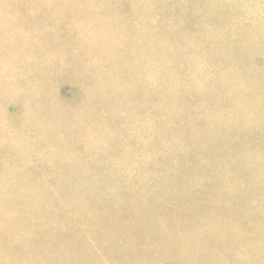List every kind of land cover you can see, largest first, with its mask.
Here are the masks:
<instances>
[{
    "label": "bare ground",
    "instance_id": "6f19581e",
    "mask_svg": "<svg viewBox=\"0 0 264 264\" xmlns=\"http://www.w3.org/2000/svg\"><path fill=\"white\" fill-rule=\"evenodd\" d=\"M36 1L37 2L38 1H41L42 8L41 9H38L39 6L37 5L38 7L35 6L37 9L34 10L35 7L32 9L33 13H28L24 8L26 6H27L26 8H28V6H30L32 4V0H29V1L28 0H0V116H4L5 114H7L6 113V111H7L6 104L7 103H4L3 104V102L4 101H8L9 99H11L12 103H14V108L19 107L18 105H23L22 112H20V113H14L15 116H38V115H42V116H58V121L55 124V126L53 127V130L50 131V133H52V135H54V133H58L59 134V142H58L57 146H54V144L47 143L46 148H45V150H46L45 156L42 157V159L39 157V160H40L39 162H42V163H38V165L41 166L42 168L43 167H45V168L46 167H48V168H54L55 167V162H57L58 160H57V158H55V155L52 152V148L54 150H55V148H57V154H56V156L59 155V154H61L63 156L64 155H67L68 157H71L74 154V149L73 148L75 146H77V145L81 146V148L83 150H85V152H87V154L84 156L85 157V159H84L85 162L91 160L92 156H89L90 153L93 155V157H95L94 153L99 154V157H100V155L103 154L104 152H106V154H107V153L113 151L115 153V155L117 156V158H119V156H124L125 154L126 155L128 154L129 155V160L132 158L131 163L132 162L134 163V161L136 163L137 162H139V163L142 162V165H143V161L144 162L152 161V160H154L159 155L158 154V151L160 152V150L158 149V146L161 143L160 141H163L164 142V140L162 138V135L160 137L159 136V133L157 132L155 134V131H154V128H156V125L152 121L155 119V117H156L157 114L159 115V113H161V114L163 113L165 115V113H166V116L168 114L169 115L172 114L174 116L176 113H178L177 115L182 116L181 115L182 113H192L193 115H197V116H193L194 119L195 118H199L201 120L202 116L201 115L198 116V115L202 111V109L200 107L203 104V101L200 98L197 97V102H196V106H195V107H197L196 110H193L192 108H186L184 106L180 107V106H178L176 104V102L179 100V97L180 96H175L174 97V95L179 94L180 91H181V93H184V95L186 93L187 95H185V96H189V94L193 95L195 92H200L199 94L202 97H208L211 100H213L214 103L213 104L210 103L213 106L210 108L209 111H208L209 108L206 109L207 111L204 108V110L207 112L206 113L207 115L210 114L211 111H215V109L218 110V112L220 113V110L218 108L221 105L226 104L230 100L239 99L241 101H246V100H248L252 96H256V95H259L260 96L262 94L259 91L258 86L253 83V85L251 86L250 91H246V92L250 93L249 95H246V96H239V95L234 96V92L232 91L233 90V86H232L233 82H235L236 80L237 81H240V82H242L244 84V86H246L245 88H247L248 81L249 80L247 81L245 75L243 73H240L241 71L240 72H237L235 70L226 69V68H228V66L226 67L223 64L221 65L220 62H219V64L221 66H219L216 70H212L214 66L215 67L218 66V65L216 66V65H213L212 64L213 67L210 68L212 71H211V73L208 72V74L210 73L209 75H211V76L214 75V78H216L218 80V82H219V84H218V86L216 88H214V89L210 88L209 90H205L207 87L204 88V89H202L200 87L202 85V83H205L204 80H203V82L200 81L201 79L199 80L198 85H200V86L198 87L196 85H193V83H194L193 81H192L193 83L190 81L191 80V78L189 79L190 76L189 77L188 76L187 77L185 76L186 78L183 77V76H181V71L182 70L180 71L179 68L176 69L177 68L176 66H175L176 67L175 69H172L171 68L172 70H170V68H168V67H171V66L175 65V62L178 63V64L179 63L180 64L183 63L185 66L187 65V68L189 67V70H191V67H192V69L193 68H196L195 67L196 64H197L196 61L195 62L192 61V64L195 65L194 67H193V65L190 66L191 65L190 63H191V60H192V55H191L192 51H191V53H189V51L186 50L187 51L186 52L184 50L183 51L184 53H181V50H180V54H177L176 51H175V50H177V51L179 50V48L176 46V44L180 45V43H183V42L184 43L185 42L187 43V40L189 38L188 39H185L186 41L185 40L184 41L182 40L183 42L182 41H179L178 40L179 38H177V37H179L180 35L177 36V34H179V33H176L175 32V34H176L177 37H174V38H175V40L177 42L173 43L172 40L171 41H169V40L172 38V34L173 33H171V32L172 31H175V30L173 29L171 31V29H170L168 35L171 38H169V37L166 36V38H163V40H162L161 43H158V40H160V37L165 36V35H162V33H161L162 31L161 32L159 31L161 34H159L157 32V29L161 28V24L163 23L162 22V18H161V16H157V13H153L152 12L154 10V9H152L153 8L152 6L150 7V6L146 5V4L140 3V0H132L133 2H131L130 0H128V1L131 2L130 3L131 6H129L130 7L129 14H126L125 13L123 15L114 14L115 13V10H114V13H104L103 14V11L106 8H108V6L106 8H103V10H102L101 7H105L106 5H108L107 3H109L110 1H111V3L113 1L116 4L122 5V6L125 7V5L128 3V1L125 2L126 0H36ZM184 1H187V0H183V2ZM161 2H164V0L161 1ZM124 3H126V4L123 5ZM35 4H37V3H35ZM201 5H203V4H201ZM206 5L204 7H206ZM116 7H118V6H116ZM116 7H113V8H116ZM180 7H183V5L180 6ZM30 8L31 7H29V9ZM127 8H128V6H127ZM137 8H140V9H137ZM200 9H202V8L200 7ZM224 10H226V9H224ZM119 11L116 9V12L117 13ZM108 12H109V9H108ZM121 12L122 11H120V13ZM162 12L164 13V11H162ZM187 14H189V12ZM175 15H177V13ZM190 15L191 14H189L188 17H191ZM168 16H169V14H168ZM150 18H153V19H150ZM159 18H161L160 21H158ZM184 18H187V17H184ZM224 18H225V16H224ZM36 19L41 20L43 23H46V22L48 23L50 19L51 20L53 19L54 21L56 19H58L59 22L61 21V23H62V19L63 20L65 19V21L67 20L70 23V26H72V29L71 30L74 33L76 31L79 34L78 37H79L80 40H79V42L77 41L76 43H79V46H80V44H82V41H83L84 51H81L79 49V47H77L78 45L75 46L76 43L74 41H73V44L74 43L75 44L73 45L71 43H66V41H61L59 39L58 40H54L53 38H51L49 32H50V29L54 27V26L53 27H51V26H52V24L54 25L55 22L54 23L51 22L52 23L51 26H47V25H44L42 23L43 26H41L40 30L38 28L39 31H36L35 30V26L33 27V25H32V27H28L25 24L24 25L23 24H18L17 25V22L19 20H24V21H28L29 22L31 20H36ZM164 19L165 18H163V20ZM58 20H56V23L58 22ZM166 21H165V23H166ZM196 23L197 22L195 21V24ZM218 23H219V20H217V24ZM222 23H224V22H222ZM256 23L257 24H260L262 27H258L259 30H257L256 29L257 27H256L255 28L256 31L249 32V41H250L251 44H254L255 45V46H253L254 49L256 48L258 51H259V49L262 50V51H264V40H262V38H264V24L261 23V22H256ZM57 24H59V26L61 25L60 23H57ZM63 24H65V23H63ZM21 25H23V26H21ZM219 25H221V24H219ZM57 26L54 27V28H57ZM67 26H69V25H67ZM181 26L182 25H180L179 27L181 28ZM192 26H193V23H192ZM237 26H238V24H237ZM164 27H166V26H164ZM184 27H182V29ZM61 28H65V26L64 27H61ZM61 28H59V29H61ZM218 28H221V27L219 26ZM161 29L163 30V28H161ZM236 30H237V27H236ZM57 31H58V29H57ZM63 31H66V29H64ZM166 31H168V30H166ZM164 32L165 31H163V33ZM57 33H59V32H57ZM57 33H55V34L57 35ZM64 33L65 32H63V34ZM240 33L241 34L239 35V37L241 38L242 32H240ZM59 34L57 36H59ZM67 34H68V32H67ZM170 34H171V36H170ZM175 34H173V35L175 36ZM181 35H183V34H181ZM191 35L192 34H190V36ZM194 35L196 36L197 34H194ZM201 35L206 36L204 34V32ZM201 35L200 34L197 35L196 38H194L193 36H191V37L194 38L193 41H194L195 44H193V45H196L198 43L199 44L203 43V45L205 43V45H207V49H206V47H205V49H201L202 54L201 53L200 54L203 55V56L204 55H206V56L208 55V57L211 56V59L212 60H213L212 57H214L215 60L218 58L220 61H222V60L227 61L226 60L227 58L223 59V57H222V55H223L222 53L223 52L222 53L220 52L219 55H217V58H216V54H218L217 51L220 50V49L218 50V46L219 45L217 46V45L213 44V41L210 42L211 39H208L207 37H206V39H202V37H203L202 36L201 39H199V36H201ZM210 35L211 34H209V36ZM65 36H66V34H65ZM60 37H62V36H59V38ZM76 38H77V36H76ZM62 39H64V38H62ZM212 40H214V38H212ZM239 40L241 41V40H244V39H239ZM165 41H167V43ZM168 42H171L170 43L171 45ZM186 43L184 45H186ZM190 43L188 44L189 46H190ZM99 44L102 47H104V49H102L101 51L99 50L100 52H97L96 46L99 45ZM157 44H159V45L161 44V45L158 46ZM201 47H203V46H201ZM67 48L68 49H71V50H74V51L80 50L81 53L77 52V53H79V55H77V53H76L77 56H75V57L72 56L74 58H70V57H68V52L66 51ZM184 49H188V47L187 48L185 47ZM193 49H191V50H193ZM196 51H198V50H196ZM42 52H45V54H47V55L48 54H55V55H57V57L59 56V60L50 69H47L45 67H42V69H41V71L39 73H35V71L33 70V72L27 77V75L23 74L24 70H26V68H32V66H33V61H32L33 60V57H35L37 54L39 55ZM62 52L64 53V55L62 54ZM187 53H188V55L186 56ZM239 53H237V54H239ZM184 54H185V56H184ZM244 54H245V52H244ZM249 54H250V52H249ZM254 54H255V52H254ZM40 55H42V54H40ZM201 55H198V56H201ZM242 55H240V56L242 57ZM257 55H254V56H257ZM260 55L261 54H259V56ZM107 56L111 60H113L114 64H116V66H117V69L116 70H107V69L103 70V69H101V64L102 63H105V62H107L109 64L112 63V61L111 62H108V60L105 59V57H107ZM182 56H184V57H182ZM196 56H195V58H196ZM228 57H231V55H229ZM182 58H184V59H182ZM202 58L203 57L201 56V59ZM204 60H205V58H204ZM207 60H208V58H207ZM263 60H264V58H263ZM189 61H190V63H188ZM216 61H218V60H216ZM63 62L65 64V66H66V69L63 72L57 73V69L61 66V64ZM193 62L196 63V64H194ZM197 62L199 63L198 60H197ZM215 62L213 61L214 64H215ZM75 63H79V65H75ZM211 63H212V61H211ZM83 64H84V67H86V70L81 71V68H82ZM201 64L203 65L204 62H202ZM216 64H217V62H216ZM184 65H181V66L184 67ZM204 65H203V67H205ZM209 65H211V64H209ZM177 66L179 67V65H177ZM211 66H209V67H211ZM183 67H180V68L185 69V67L184 68ZM201 67H200V69L198 67L196 69H199L201 71ZM206 67H207V65H206ZM75 68H77L78 71L77 72L76 71L75 72H72V71H74ZM204 69L206 71L205 70H202L203 73L204 72L207 73V70L208 69H206V68H204ZM189 70H186L185 69L186 73H188ZM255 70H256V68H255ZM196 71H198V70H196ZM196 71H194V73ZM47 72L49 73V75L47 74ZM192 72L190 71L189 73L191 74ZM183 73H184V71H183ZM197 73L198 72H196V74ZM200 73L202 74V72H200ZM200 73H198V75H200ZM212 73H214V74H212ZM263 74H264V72H263ZM79 75L80 76L84 75V77L85 76H88V77L85 78V79H83L80 82L79 79H78V76ZM184 75H185V73H184ZM255 75H256V73H255ZM192 76H193V73H192ZM195 76H193V77H195ZM208 77H207V79H208ZM252 78H254V77H252ZM198 79H199V77H198ZM198 79L196 77V79H193V80H198ZM60 80H67V81H70V82H72L74 84V86H75V88L73 89L74 94H72V95H75V94L80 93V98H78V97H75L74 98V99H76V105H75V102H73L74 99L72 100L71 104H66L65 102H63V98L61 96H59V94H57L56 92H54V90H53V92L48 91L49 90L48 87H49L50 84H53L54 82H57V81H60ZM88 80H91V81H88ZM252 82H253V80H252ZM196 83H197V81H196ZM22 84L25 85V89L23 88V85ZM182 84H185V86H186V87L184 86V89H182ZM77 85H78V87H77ZM20 86H21V89H20ZM202 86H204V85H202ZM141 87H146L148 89V95H147V99L148 100L145 99L144 101L140 102V103H142L143 107L149 111L148 114L145 115V117H140L138 114H136L134 112L133 113L131 112L130 113V116L131 117L123 125L122 128L117 129V128L113 127L112 125H110L108 123V121H107L110 117H106V116H113L114 117V113H115L116 108L120 107L121 104L124 105L129 100H140V97L138 96V93H139V90H140ZM212 87H213V85H212ZM50 89H51V87H50ZM236 94H237V92H236ZM172 96L174 98H172ZM1 101H3V102H1ZM20 103H22V104H20ZM132 105H134V104H132ZM207 105H209V104H207ZM206 107H208V106H206ZM144 108H143V111L145 110ZM233 110H231V111H233ZM258 111H260V110H258ZM215 112H212V114L215 113ZM39 113H41V114H39ZM224 114H222V116ZM228 114H229V112H228ZM263 114H259L258 116L263 115ZM164 115H162V117ZM230 115H233V114H230ZM101 116H105V117H101ZM187 116L188 115H186V117L185 116H183V117L187 119V118H189V116L188 117ZM213 116H216V115H213ZM224 116H228V115H224ZM255 116H257V114ZM218 117H220L219 114H218ZM262 117H264V116H262ZM124 118H125V116H124ZM167 118H168V116H167ZM208 118L209 117H206L205 119L208 120ZM236 118H237V116H236ZM259 118L261 119V117H259ZM178 119L181 120L182 118L181 117L180 118L178 117ZM230 119L231 118H229V120ZM251 119H252V117L250 118V122H251ZM168 120L171 121L170 119H167L166 122H168ZM177 120H176V124H177ZM210 120H211V118H210ZM233 120H231V121L233 122ZM173 121H175V120H173ZM226 121H227V118H226ZM236 121H238V119ZM236 121L233 122V123L236 124ZM252 121H255V120H252ZM182 122H184V121L182 120ZM188 122H189V120H188ZM202 122L200 123L201 124V127H202ZM208 122H210V121L208 120ZM213 122H214V120H213ZM215 122H217V121H215ZM222 122H223V120L221 121V123ZM228 122L229 121H227V123ZM246 122L249 123V121H246ZM246 122L244 121V123L242 124V120H241V124L240 125H242V127H246L245 126L246 125L245 124ZM163 123H165V122L163 121ZM174 123L175 122H173V124ZM221 123H219V124H221ZM173 124H172V126H174ZM197 124H198V122H197ZM256 124H258V123L256 122ZM160 125H164V124H162V122H161ZM178 125H179V123H178ZM236 125H238V124H236ZM164 126L166 127L167 125H164ZM168 126H170V125H168ZM248 126H247V128H248ZM261 126H263V125L261 124ZM220 127H222V126H220ZM230 127H232V126H230ZM238 127H239V125H238ZM238 127L236 126L237 129H238ZM256 127H257V125L254 128H256ZM213 128H216V127H213ZM218 128L219 127H217V129ZM225 128L226 127H224V129ZM234 128L235 127H232L231 129L233 130ZM190 129H191V127H190ZM204 129L206 130V128H204ZM220 129H222V128H220ZM191 130L192 131L193 130H196V128L191 129ZM197 130L195 131L196 133H197ZM199 130L205 132V130H203V128L202 129H199ZM248 130H250V127H249ZM262 131H264V130H262ZM262 131L257 132V134L260 133V132H262ZM227 132H228V130H227ZM196 133H195V135H196ZM210 133H211V131H209L208 134H210ZM212 133L214 134V132H212ZM262 133H261V135H262ZM172 134H171V137L173 136ZM213 134H212V136H213ZM250 134L251 133H249L248 135H250ZM240 135L241 134H239V136ZM204 136H206V135H204ZM210 137H211V134H210ZM243 137H249V136H247V134L245 133V136H243ZM45 138H47V136H45ZM249 139H250V137H249ZM251 139H253V138H251ZM60 140H61V142L62 141H65V142H68L69 144L66 145V143L64 142L66 146L65 147H62V146L59 147ZM197 140H198V138H197ZM247 140L248 139H246V141ZM211 141L213 143V138H212ZM234 141H237V139H235ZM255 141H257V139ZM259 141H260V139H259ZM119 142L121 144L120 145L121 146L120 148L117 147V143H119ZM167 142H165V143L167 144ZM209 142H208V144H209ZM169 143H170V141H169ZM199 143L201 144V141ZM202 143H203V140H202ZM238 143L243 144L244 142L242 141V143L241 142H238ZM180 144H182V143H180ZM244 144H246V143H244ZM244 144H243V146H245ZM11 145H12L11 143H3V142L1 143L0 142V159L3 160V161L4 160H6V161L9 160V162H10L9 163L7 161L10 165L7 166V169H4L6 171V173L3 172L5 174L4 177H8L9 178V183H8L9 184V187H7L6 184H0V186L2 187L3 193H5L7 190H9L10 192H12L13 195H11V196H12V199L14 200V202H15L14 203L13 200H12L11 201L12 205H9V206H11L10 209H8L6 207L7 210L4 208L3 212L0 213V264H83V263L85 264L87 262V260L89 261V259L87 258V260L85 262V259L84 258H80L82 256L83 257H86V256L84 254L81 255V253L78 250V247L75 249V246H73V245H70L72 247H69L67 245L66 246L64 245V247L62 249V244H61V247H57L58 244H59V242H58L57 246L56 245L53 246L51 238L47 236V232L50 229L49 228V223H48L47 220L48 219H51L50 217L53 216L52 215V213H53V207H52V205H50L48 207L47 202H41L38 199L37 195H35L34 193L31 192L30 185L39 184V183H36V182H31V181L26 180V178H28L27 177L28 170L30 171L33 168L32 167H28V163H26V164H24V166L26 168V170H25L26 172L25 171H20V170H24L25 168H22L21 167V169H19L20 168L19 165H15V164L20 163L22 160L19 159L15 163H14V161H12V160H15L13 158L15 157V155H17V151H18L16 149L17 144L13 145V146H15L14 148L13 147H10ZM163 145H165V144H163ZM169 145H171V143ZM175 145H177V144H175ZM203 145H204V143H203ZM200 146L202 147V144ZM227 146H230V144L227 145ZM252 146L250 148H253L254 147V146L253 147ZM259 146L261 147V145H259ZM171 147H170V149H171ZM194 147H196V144H194ZM207 147H209V145L206 146V149H207ZM232 147H231V149H232ZM236 147H239V144ZM161 148H163V147H161ZM243 148H240L239 147V152L243 150L246 153V150L247 149L245 150ZM167 149H169V148L166 147V152H167ZM193 149L194 148H192V155H195L194 153H196V152H194L195 150L193 151ZM195 149H198L200 151L202 148L201 149L195 148ZM204 149H202V150H204ZM212 149H214V148H212ZM228 149H230V148H228ZM240 149H242V150H240ZM263 149H264V147H263ZM80 150H79V153H80ZM179 150H180V148H179ZM179 150H178V152H179ZM198 150H197V152H198ZM227 150H226L225 153H227ZM251 150H248L247 151V154H248L249 151L251 152ZM254 150H256V149H254ZM258 150H259V148H258ZM30 151H33L32 148L30 146H27L26 152H29V154L32 156V158L37 161L38 159L35 158L30 153ZM166 152H165V154H166ZM217 152L218 151H216L215 153H217ZM77 153L78 152H76V155H77ZM79 153H78V155H79ZM81 153L83 154L84 152H81ZM228 153L231 154V151L228 152ZM160 154H161V152H160ZM176 154H178V153H176ZM176 154L175 155L173 154L174 155V158H175ZM232 154L229 157H233L234 155L237 157V156H239L240 153L238 155L234 154L233 156H232ZM251 154H254V153H251ZM259 154H258V158H259ZM78 155H77V157H78ZM179 155L180 154H178V156ZM205 155H207V154H205ZM243 155H244V153H243ZM243 155L241 154V156H243ZM245 155H244L243 158L246 161V158H248V157H246L247 155L246 156ZM186 156H185V158H184V156L183 157L180 156V157L182 159L184 158L185 160H187L188 157H186ZM241 156L239 158H241ZM262 156L264 157V155H262ZM68 157H66V159H65L66 161H67V158ZM124 157H126V156H124ZM197 157H199V156H197ZM171 158L174 159L173 157H171ZM201 158H203V157L200 156V159ZM206 158H207V156H206ZM243 158H241V159H243ZM258 158L256 160H259ZM100 159H101V157H100ZM182 159H181V161H182ZM204 159H205V157H204ZM208 159H207V163H208ZM252 159H254V155H253V158ZM77 160H79V159H77ZM80 160H79L80 163L83 162L82 160L81 161ZM129 160H128V162H129ZM189 160L192 161L193 159H189ZM209 160H211V158ZM212 160H214V159H212ZM227 160H229V159H227ZM233 160H231L230 163L227 161L229 163V165H231V163H232ZM237 160L235 159L236 162H237ZM261 160L259 161V163L261 162ZM102 161L103 160H101L100 162H102ZM104 161H105V159H104ZM113 161L111 163H113ZM179 161H178V164H179ZM195 161H196V159H195ZM201 161L203 162L202 159H201ZM211 161H209V162H211ZM63 162H65V161H63ZM85 162H83V163H85ZM95 162H97V161H95ZM159 162L161 164V161H159ZM234 162H233V164L234 165L236 164V167H237V165L240 164V161H239V163L237 162L238 164L236 162L235 163ZM51 163H52V165H51ZM126 163H124V166L126 165ZM173 163H171L172 166H173ZM242 163L244 164V161L241 162V164ZM247 163H249L248 160L245 163V165ZM117 164L120 165L121 163H117ZM122 164H121V166H122ZM134 164H133V166H134ZM178 164L176 163V165H178ZM216 164H217V162L215 163V165ZM221 164H223V163H221ZM221 164L218 163V165H221ZM250 164H253L252 161L250 162ZM65 165H66V162H65ZM78 165L80 166L79 163H78ZM113 165H115V164H113ZM130 165H132V164H130ZM130 165L127 167L128 169H126V170L129 171V168L131 170V167L132 166H130ZM185 165L186 164H184V166ZM191 165H193V164H191ZM197 165L199 166L200 164H197ZM208 165L210 167V163L207 164V165L205 164L204 166H208ZM226 165H228V164H226ZM254 165H255V167H257L256 166L257 163L254 164ZM124 166H122V167H124ZM135 166H137V164ZM141 166H140V168H142ZM143 166L145 167L146 164H144ZM179 166H181V164L178 165V173L175 174L177 176H178V174H181V173H179L180 172L179 171L180 170V167ZM198 166H196V167H198ZM204 166H202V167H204ZM239 166H242V165H239ZM248 166L249 165H247V167ZM167 167H169V165ZM186 167H187V165H186ZM200 167H198L199 170H200ZM211 167H212V164H211ZM214 167L216 168V166H214ZM227 167L226 166L225 167L222 166V168H227ZM247 167H244V168H247ZM260 167H262V166H260ZM238 168H240V167H238ZM263 168H264V166H263ZM116 169H115V171L117 172ZM159 169H160V167H159ZM176 169H177V167H176ZM207 169H208V167H207ZM247 169H249V168H247ZM126 170H125V172L127 173ZM137 170L135 169V171H137ZM140 170H145V169H140ZM182 170H185V169H182ZM211 170H212V168H211ZM261 170L264 171V169H261ZM148 171H149V169H148ZM155 171H156V169H155ZM165 171H167V170H165ZM189 171L190 170H188V172ZM251 171H249V172L247 171V172L250 174ZM118 172H119V170H118ZM169 172H170V170H169ZM175 172H176V170H175ZM201 172L203 173V171H201ZM142 173H143L142 174L143 176L146 175V177H148L147 179H149V175L150 174L152 175V173H150L149 175H148L147 172L146 173L145 172H142ZM158 173H157V175H158ZM183 173H185V172L183 171ZM190 173H193V172L190 171ZM195 173L196 172H194L193 175ZM202 173L200 174V172H199L198 174L202 175ZM225 173H227V172L225 171ZM225 173H223V174H225ZM244 173H246V171H244ZM252 173L254 174L253 171H252ZM263 173L264 172H262V174ZM154 174H155L154 176H157L155 172H154ZM166 174L168 175V171H167V173L165 172V174H163V176L165 175L164 178L166 177ZM196 174H195V176H196ZM203 174H205V173H203ZM210 174H209V176H210ZM237 174L236 175L233 174L234 177L237 176ZM243 174L241 175V178L242 179H243ZM262 174L261 175L258 174V175L259 176H263ZM112 175L114 176V174H112ZM131 175H132V173H131ZM131 175L130 174L129 175L127 174V176H129V177H127L125 175L124 176H125V178H130ZM142 175H140L141 177L140 176L139 177L140 178H143ZM185 175H187L186 178H188V176L190 174L189 175L188 174H185ZM193 175H192V179H195L194 178L195 176L193 177ZM135 176H136V173H135ZM152 176H150V177H152ZM221 176H222V174H221ZM248 176H252V175H248ZM254 176L256 177V174ZM121 177L123 178L122 174H121ZM196 177L198 179L200 176L199 177L196 176ZM205 177L208 178L206 175H205ZM205 177H204L203 180H205ZM226 177H227V175H226ZM228 177H230V176L228 175ZM234 177L233 178L230 177V178L231 179H234ZM255 177L252 176L253 179ZM158 178L155 177V180L158 179ZM183 178H184V176H183ZM186 178H184L182 180H185L186 181ZM202 178L203 177L201 176V180H202ZM217 178H218V175H216V180H217ZM239 178H237V179H239ZM252 178H251V180H253ZM112 179H114V178H112ZM130 179H128V180H130ZM188 179H190V178H188ZM192 179H190V180H192ZM244 179H245V177H244ZM259 179L260 180L255 179V182H256V180H257L258 183H259V181L260 182L262 181L261 178H259ZM59 180H61V179H59ZM168 180L170 181L171 179H168ZM214 180H215V178H214ZM226 180H225V182L227 183ZM162 181H164V180H162ZM196 181H198V180H196ZM231 181H233V180H231ZM113 182H115L114 184H116V181H113ZM127 182L128 181H125V184ZM156 182H157V180L155 181V183ZM173 182H174V180H173ZM207 182H208V179H207ZM235 182H238V180L235 179L234 182L228 183L229 185L227 187H229L231 190L233 188H236V187H234V184H237ZM243 182H244V180H243ZM247 182H249V180ZM255 182L253 181V183H255ZM257 182H256V184L258 185ZM185 183H187V182H185ZM192 183H195V181H192ZM249 183L251 184L252 182H249ZM249 183H248V185H249ZM127 184H129V183H127ZM148 184H150V182ZM151 184H152V186H154V184L152 182H151ZM178 184H182V183L180 182ZM187 184L189 185L190 183H187ZM196 184H199V182L198 183L196 182L195 185ZM205 184H206V180H205ZM209 184H210V182H209ZM239 184L240 183H238L236 186H238ZM136 185H140V183L138 182V184H136ZM136 185H135V187H136ZM167 185H169V184H167ZM172 185H174V184H172ZM241 185H242V183H241ZM241 185H240V187H237V188H239L238 190H236L237 188L236 189H233V190H236V191H238L239 194H242L243 195V193L246 190V188H244V186L242 187ZM140 186H137V187L139 188ZM175 186H176V184H175ZM175 186H174V188H175ZM189 186H191V189H192V185H189ZM211 186L212 185L210 184L209 188ZM146 187H147V185L145 184V186H143V189L146 188ZM160 187H163V185L161 184ZM184 187H186V186H184ZM199 187L197 185V188L198 189H199ZM251 187H253V185ZM147 188L148 189H147L146 192H148V190L151 189L150 187H147ZM206 188L208 189L207 186H205V190H207ZM198 189H196V190H198ZM211 189H213V187ZM218 189L216 188L215 193L217 192ZM230 189H228V190H230ZM126 190L127 189H125L124 191L126 192ZM152 190H156V189H153L152 188ZM205 190L203 189L201 191L203 192ZM213 190H215V189H213ZM213 190L211 192H213ZM253 190L256 191V189H253ZM157 191H158V189H157ZM144 192L145 191H143L142 194H144ZM172 192H170V193H172ZM175 192H177V191H175ZM189 192L192 194V191L191 190ZM260 192H261V190H260ZM149 193H151V192H149ZM153 193H155V192H153ZM206 193L208 194V192H206ZM262 193H263V191H262ZM126 194H128V193L126 192ZM131 194H133V193L131 192ZM156 194H158V193H155V195ZM172 194H170V195L172 196ZM191 194L189 195V193H188L189 197L190 196L192 197V195H193V197H195L194 199H196V197H197L196 195L197 194H195V195L194 194L191 195ZM207 194H206V196H207ZM153 195H151V196H153ZM185 195H186V192H184V196ZM144 196H146V195H144ZM151 196H150V198H151ZM159 196H156V197L159 198ZM167 196H168V194H167ZM177 196H178V194H177ZM220 196H222V195H220ZM220 196L218 195L217 197L221 198ZM124 197H125V195H124ZM191 197H190V199H191ZM212 197H214V196L212 195ZM141 198L144 199V197H141ZM186 198L184 197V198H181V199L183 201V199H186ZM200 198H204V197H200ZM133 199H132L133 203H131V207L129 206V209H128L129 210V217L136 218V219H140V216H142L143 217L142 219H144V222H143L144 225H145L144 228H140L142 230H138L136 228H133V227H136L138 225L141 226L142 224H140L139 222H138L137 225L130 226L126 222L118 223L117 222L118 220L116 221V219H115L114 221L117 222L116 224H113L111 221H106L105 224L109 228H112V229L113 228H116V231L107 230V232H103L102 236L98 237V241H100V242H102V241H104V242L105 241H108V242H110L112 244H116V245L120 246L123 251H125V249H127V251H128V249H129V252H131L130 244L131 243H132L131 245L134 244V247H132V248L135 249V250L132 251V258L128 259V257H127V258H125L123 260V262H121V259L120 258H117V256L112 255V256H114V258H112L110 260L111 261V264H198V263L203 264L204 262H207L208 264H264V231L260 230V231H262V232H260L258 230V226L260 225V222H259V225H257V220H256V222H251L252 225L246 226V224L243 221H240V215H239V213H236V214L230 213V215H233V216H231V219L232 220L229 219V218H227V216L224 213H222L220 215H218L219 214L218 213L217 214V217H214V218H209V216L206 215V216H208V220L205 221L206 222V224H205L206 226H205V228H203V227L201 228L203 230H202V232H199V234H198L197 230L195 231L194 229L193 230L192 229H189L185 225L184 226H181V232L182 233L180 234L181 236L178 235L180 237L177 240H183V239L185 240L186 239L185 237H187V236H193L194 238L196 236H198V237H196L195 240L197 241L198 244H201V245L206 246V249H203L204 251L205 250L206 251L205 252H203V251L200 252L201 249L199 250L197 248L198 251L201 254H198L197 250H195L197 252L196 253L194 251L196 253V255H194V253H193L192 256H190L191 255V252H193V250H192L190 253H189V251L187 252L190 255H184V256L177 255V258L176 259L170 260L171 259V255L173 253L177 252L176 250H175V252L172 251L173 250V247H171V246H173V244H175L173 242H175L176 239L173 242L170 241L173 244H171L168 241L170 238H171V240L174 239V238L172 239V237H173L172 236V231H173L174 226H175V225L173 226V223H174L175 218H172L170 213H166V210H165L166 208L164 209L165 214H164L163 211H161V209H160V212H156V209H158L157 208L158 207V203L157 202H159L160 200L155 203L156 206H157L156 209H153L155 204L153 205V208H151L150 207V203H148V201L145 200V202H147V204H149V207H147V206L146 207L145 206L144 207H139L140 204L142 205L144 202L143 203L140 202L139 201L140 200L139 198H135L134 200ZM174 199L175 198L173 197L171 200H174ZM176 199H177V197H176ZM181 199H180V201H181ZM187 199H189V198H187ZM223 199H225V196L224 195H223ZM256 199H258V197ZM260 200H261V198H260ZM154 201H155V199H154ZM204 201H203V203H204ZM208 201H210V200H208ZM252 201H254V200H252ZM192 202H194V200ZM192 202H190V203L192 204ZM247 202H249V201H247ZM196 203L198 204V202H196ZM129 204L130 203H128V205ZM182 204H184V203H182ZM165 205H168V204L165 203ZM174 205H176V204H174ZM185 206H186V204H185ZM202 206H203V204H202ZM258 206L260 207V205H258ZM173 207L171 206V208H173ZM190 207H192V206H190ZM190 207L187 206V208L189 210H190ZM215 207H216V205H215ZM230 207H232V206H230ZM243 207H245V205ZM251 207H253V206H251ZM1 208H3V206H1L0 209ZM194 208H195V210L197 209V207H194ZM209 208H211V207L209 206ZM188 209H185V210L188 211ZM171 210H173V209H171ZM7 211H10V212L8 213ZM204 211H205V207H204ZM115 213H118V212H115ZM115 213H114V215H115ZM180 213H181V210H180ZM255 214H256V212H255ZM201 216H202V214H201ZM30 217H34L35 218V221H31L30 220ZM173 217H174V213H173ZM175 217H177L176 214H175ZM104 220H105V217H103L101 221H104ZM62 221H64V220H62ZM63 223H65V222H63ZM74 223H76V222H74ZM196 224H197V222H196ZM179 225H180V222H179ZM190 225L192 226L194 224L191 223ZM58 227H60V226L58 225ZM127 229H129L130 231L133 230V232H131L132 233V236L130 238H128V233L126 232ZM179 229H180V227H179ZM221 230H227L226 232H223V231L221 232L222 234H225V235H223V236L221 235L222 237L221 236L220 237L217 236L216 238H212V236H214L215 234H220L219 232ZM229 231L231 232V234H230L231 236L230 237H228L229 234L227 233ZM114 232H117V235H120L121 236V240H123L124 238L125 239L123 241H119L121 243H118L115 240V238H113V236H112V234ZM54 233H56V232H54ZM60 233H61V231H60ZM237 233L239 234V236L237 235ZM74 235H75V233H74ZM224 236H227L228 238H223ZM63 237H64V235H63ZM193 237H192V239H194ZM64 238L62 239L63 241L65 240ZM67 238L68 237H66V242H67ZM159 238H165L167 240V243L164 244V246H160L159 247L157 245L158 242H159V245L161 244L160 243L161 241H158ZM79 240H80V236H79ZM144 240H147L146 242L149 241L151 244L148 247H145V248L142 247L141 248V244H144V243H141V241L142 242H145ZM166 240H165V242H166ZM186 240L188 242L189 239L187 238ZM58 241H60V239H58ZM68 241H70V238H69ZM72 242H73V239H72ZM115 242H117V243H115ZM191 242H194V241H191ZM69 243L70 242H68V244ZM184 243H186V242H184ZM188 244H190V243H188ZM190 245H192V243ZM190 245H189V247H190ZM201 245L199 246V248L201 247ZM177 246H179L181 248L183 246V244H182V246H180V244L179 245L177 244ZM185 246H187V247H185V249H187L188 248V245H185ZM196 247L197 246H195V249H196ZM175 249H177V248L175 247ZM189 249L191 250V248H189ZM213 250H216V251H213ZM81 251L83 252V249L82 248H81ZM212 251H213V253H212ZM110 252L111 251H109V253ZM111 253H110V255H111ZM85 254H87V253H85ZM112 254H114V253H112ZM140 254H144V255L146 254L147 256L145 258H141L143 255H141V257H140ZM63 255L66 256V258H65L66 260L63 259V261H65V262H62V260H61V257L64 258ZM96 258H98V257H96ZM90 259L94 260L93 258H90ZM95 261L96 260H94V262ZM98 261L96 262L97 264H99ZM94 262H93V264H96Z\"/></svg>",
    "mask_w": 264,
    "mask_h": 264
},
{
    "label": "rangeland",
    "instance_id": "374dc122",
    "mask_svg": "<svg viewBox=\"0 0 264 264\" xmlns=\"http://www.w3.org/2000/svg\"><path fill=\"white\" fill-rule=\"evenodd\" d=\"M29 1V0H28ZM128 0H126L125 2H127ZM131 2H133L132 0H130ZM130 1H128V3L126 4V3H124L123 5H125V7L124 6H122V5H118V4H116L115 2H113L112 1V3L114 4H112L111 3V1L109 2V3H107L108 5H106L105 7H101L102 8V10H103V8H106L107 6H108V8H106L104 11H103V14L104 13H114V10H115V13L114 14H118V15H123V14H129V11H130V7L129 6H131V2ZM161 1H163V0H140V3H143V4H146V5H148V6H152L153 8L152 9H154L152 12L153 13H157V16H161V18H162V24H161V28H163V30L161 29V28H159V29H157V32L159 33V34H161L162 33V35H165V36H162V37H160V40H158V43H161L162 42V40H163V38H166V36L167 37H169V35H168V33H169V31H170V29H171V31L174 29L175 31H172L171 33H173V34H175V32L176 33H179V34H177V36L178 35H180L179 37H177L176 36V34H175V36L172 34V38L171 37H169V38H171L169 41H173V43H175V42H177L176 40H175V38L174 37H177V38H179L178 40L179 41H184L185 39H188L187 40V43H186V45H184L185 43L183 42V43H180V45H178V44H176V46L179 48V52L177 51V50H175L176 51V53L177 54H180V50H181V53H184L183 51L185 50H187V51H189V53H191V51H192V53H191V55H192V60H191V63H190V61L188 62V63H190L191 65L190 66H192L193 64H192V61H196V63H194V64H196V66L195 65H193V67L195 66L196 68L198 67L199 69H200V67L202 66L203 67V65L205 66V67H201V71L199 70V69H196V68H193L192 69V67H191V70H189V67L187 68V65L185 66L183 63H176L175 62V65H173V66H171V67H168V68H170V70H172V69H175L176 67V69H178L179 68V70L181 71V76H183V77H189V79L191 78V82L193 83V85H196V86H200V85H198V82H199V80L201 81V82H203V80H204V82L206 83H202V85H204V86H200L202 89H204V88H206L205 90H209L210 88H212V89H214V88H216L217 86H218V84H219V82H218V80L216 79V78H214V75H209L210 73H211V71L212 70H216L219 66H221L222 64L224 65V66H228V68H226V69H230V70H235V71H237V72H240V73H243L244 75H245V77H246V79H247V81H248V86H247V88H245L246 86H244V84L242 83V82H240V81H235V82H233V84H232V86H233V92H234V96H237V95H239V96H246V95H249L250 93H248V92H246V91H250V89H251V86L253 85V83L254 84H256L257 86H258V89H259V91L262 93L260 96L259 95H256V96H252V97H250L248 100H246V101H241V100H239V99H235V100H230V101H228L226 104H223V105H221L218 109L220 110V113L218 112V110H216L215 109V111H211V115L210 114H206L207 112V110L206 109H208V111L210 110V108L213 106L212 104L214 103V101L213 100H211L210 98H208V97H202L199 93L200 92H195L193 95H191V94H189V96H185V95H187L186 93H185V95H184V93H181V91L179 92V94H177V95H174V97L175 96H180L179 97V100L176 102V104L178 105V106H180V107H182V106H184V107H186V108H192L193 110H196L197 109V107H195L196 106V102H197V97L198 98H200L202 101H203V104L201 105V109H202V111L200 112V114L198 115V116H202V118H201V120L199 119V118H195L194 119V117L193 116H197V115H193L192 113H182L181 115L182 116H179V115H177L178 113H174L175 115L173 116L172 114L171 115H169L168 113V118H167V116H166V113H165V115L162 113H159V115L157 114L156 115V117H155V119L152 121L155 125H156V128H154V131H155V134L158 132L159 133V136L161 137V135H162V138H163V140H164V142L163 141H160L159 143H160V145L158 146V149L160 150V152H161V154H160V152L158 151V156L154 159V160H152V161H148V162H144L143 161V165L144 164H146V166L144 167L143 165H142V162H135L134 161V163L132 162L131 163V161H132V158L129 160V155L127 154H125L124 156H126V157H124V156H119V158H117V156L115 155V153L113 152V151H111V152H109V153H107L106 154V152H104L103 154H101L100 155V157H101V159H100V157H99V154H97V153H94V155H95V157H93V155L90 153L89 154V156H92V158H91V160L90 161H87V162H85V155L87 154V152H85V150H83L82 148H81V146H79V145H77V146H75L73 149H74V154L71 156V157H68L67 155H61V154H59V155H57L56 156V154H57V148H55V150L52 148V152H53V154L55 155V158H57V162H55V167L54 168H48V167H41V166H39L38 165V163H42V162H39L40 160H39V157L42 159V157H44L45 156V154H46V150H45V148H46V145H47V143H49V144H54V146H57V144H58V142H59V134L58 133H54V135H52V133H50V131H52L53 130V127L55 126V124L57 123V121H58V116H42V115H38V116H15V114L14 113H20V112H22V110H23V105H18L19 107H16V108H14V103H12V101H11V99H9L8 101H1V102H3V104L4 103H7L6 104V106H7V111H6V113L7 114H5L4 116H0V142L2 143H11L12 145L10 146V147H15V146H13V145H15V144H17V146H16V149L18 150L17 151V155H15V157L13 158V159H15V160H12V161H14V163L15 162H17L19 159H21L22 161L20 162V163H18V164H15V165H19V169H21V167L22 168H25V166H24V164H26V163H28V167H32L33 169H31L30 171L28 170V172H27V177L28 178H26V180H28V181H31V182H36V183H39V184H34V185H30V190H31V192L32 193H34L35 195H37V197H38V199L41 201V202H47V204H48V207L50 206V205H52V207H53V213H52V217H50L51 219H48L47 221H48V223H49V231L47 232V236L48 237H50L51 238V240H52V244H53V246L54 245H56L57 246V244H58V242H59V244H58V246L57 247H61V244H62V249H63V247H64V245L66 246H69V247H72V246H70V245H73V246H75V249L78 247V250H79V252L81 253V255L82 254H84L86 257H80V258H84L85 259V262H86V260H87V258L89 259V261L87 260V264H93V262H94V260H96L94 263H96L98 260V263L99 264H111V259L112 258H114V256H117V258H120L121 259V262H123V260L125 259V258H127L128 257V259H130V258H132V251L133 250H135V249H133L132 247H134V244L133 245H131L130 244V248H131V252H129V249H128V251H127V249H125V251H123L122 250V248L120 247V246H118V245H116V244H112V243H110V242H108V241H102V242H100V241H98V237H100V236H102V234H103V232H107V230H111V231H116V228H109L106 224H105V222L106 221H111L113 224H116L117 222L118 223H122V222H126L128 225H130V226H133V225H137L138 224V222L140 223V224H142L141 226L140 225H138V226H136V227H133V228H136V229H138V230H142V229H140V228H144V219H142L143 217L142 216H140V219H136V218H132V217H129V206L131 207V203H133V201H132V199L134 198H139L140 200V202H144L142 205L140 204V206L139 207H149V204H147V202H145V200L146 201H148V203H150V207L151 208H153V205L157 202V201H159V202H157L158 203V207L156 206V204L154 205V208L153 209H156V207L158 208V209H156V212H160V209H161V211H163L164 212V214H165V211H164V209L166 210V213H170L171 214V217L172 218H175V220H174V223H173V226H174V229H173V231H172V239L173 240H171V238L168 240L169 242L171 241V242H173L175 239V242H173V243H175V244H173V243H171V244H173V246H171V247H173V250L172 251H174L175 252V250L177 251V252H175V253H173L172 255H171V259L170 260H174V259H176L177 258V255H180V256H184V255H190L189 253L193 250V252H191V255L190 256H192V254L194 253V255H196V253L198 252V254H201L200 252H205L203 249H206V246H204V245H201V244H198L197 243V241L195 240L196 239V237H198V236H196L195 238L193 237V236H187V237H185L186 239L188 238L189 240H188V242H187V240L185 241L184 239L183 240H177L181 235V226H187V228H189V229H194L195 231L197 230V232H198V234H199V232H202V230L203 229H201L202 227L203 228H205V224H206V222L205 221H207L208 220V216H209V218H214V217H217V214L218 215H220V214H222V213H224L226 216H227V218H229V219H231V216H233V215H230V213H232V214H236V213H239V215H240V221H243L245 224H246V226H250V225H252V223L251 222H256V220H257V225H259V222H260V225L258 226V230L260 231V230H262V231H264V173L262 174V172H264L263 170H261V169H264L263 168V166H264V157L262 156V155H264V149H263V147H264V131H262V130H264V117H262V116H264V74H263V72H264V60H263V58H264V51H262V50H260L259 49V51L255 48L254 49V47L253 46H255L254 44H251L250 43V41H249V32H253V31H256L255 30V28L257 29V30H259L258 29V27H262L260 24H257L256 22H261V23H263L264 24V0H187V1H184L183 2V0H164V2H161ZM220 1V2H219ZM34 2V3H33ZM40 4H39V3ZM36 1V0H32V6L30 5V6H28V8H24L28 13H33V11H32V9L35 7V6H37L38 7V9H41L42 8V5H41V1ZM146 2V3H145ZM203 2V3H202ZM35 3H37V4H35ZM205 3V4H204ZM229 3V4H228ZM201 4H203V5H201ZM207 4V5H206ZM105 5V4H104ZM103 5V6H104ZM118 6V7H116V6ZM183 5V7H180V6H182ZM206 5V7H204ZM122 6V7H121ZM127 6H128V8H127ZM156 6V7H155ZM185 6V7H184ZM187 6V7H186ZM213 6V7H212ZM229 6V7H228ZM29 7H31L30 9H29ZM110 7V8H109ZM113 7H116V8H113ZM121 7V8H120ZM199 7V8H198ZM200 7L202 8V9H200ZM209 9H208V8ZM125 8V9H124ZM231 8V9H230ZM236 10H235V9ZM35 9H37L36 7L34 8V10ZM108 9H109V12H108ZM111 9V10H110ZM116 9L119 11H122L121 13H120V11L117 13L116 12ZM134 9V8H133ZM137 9H140V8H137ZM197 9V10H196ZM224 9H226V10H224ZM32 11V12H31ZM126 11V12H125ZM162 11H164V13L162 12ZM166 11V12H165ZM232 11V12H231ZM102 12V11H101ZM189 12V14H191L190 16L191 17H188L189 16V14H187ZM174 13V14H173ZM177 13V15H175ZM216 13V14H215ZM168 14H169V16H168ZM187 15V16H186ZM163 16V17H162ZM175 16V17H174ZM196 16V17H195ZM224 16H225V18H224ZM244 16V17H243ZM252 16V17H251ZM183 17V18H182ZM184 17H187V18H184ZM161 18H159V20L158 21H160V19ZM163 18H165L164 20H163ZM174 18V19H173ZM194 18V19H193ZM241 18V19H240ZM150 19H153V18H150ZM173 19V20H172ZM231 19V20H230ZM56 20H58V19H56ZM56 20L54 21L53 19L51 20H49V22L47 23H43L41 20H39V19H36V20H31V21H24V20H19L18 22H17V25L18 24H25V25H27L28 27H32V25H33V27L35 26V30L36 31H39L40 30V28H41V26H43L42 25V23L44 24V25H47V26H51V22H55V24L53 25L52 24V26L51 27H56L57 25V28H51L50 29V32H49V34H50V36H51V38H53L54 40H61V41H66V43H71V44H73V41L76 43L77 41L79 42V34L75 31V33L71 30L72 29V26H70V23L68 24L66 21H65V19L63 20L62 19V23H61V21L59 22V20H58V22L57 23H60L61 25V27H64L65 26V28H61L60 26H59V24H57L56 23ZM61 20V19H60ZM167 20V21H166ZM170 20V21H169ZM189 22H188V21ZM217 20H219V23L217 24ZM21 21V22H20ZM37 21V22H36ZM65 21V22H64ZM165 21H166V23H165ZM195 21L197 22L196 24H195ZM215 21V22H214ZM235 21V22H234ZM256 21V22H255ZM151 22V21H150ZM169 22V23H168ZM179 24H178V23ZM184 24H183V23ZM214 22V23H213ZM222 22H224V23H222ZM63 23H65V24H63ZM192 23H193V26H192ZM200 23V24H199ZM216 23V24H215ZM236 23V24H235ZM69 25V26H67V25ZM176 24V25H175ZM187 24V25H186ZM190 24V25H189ZM210 24V25H209ZM219 24H221V25H219ZM237 24H238V26H237ZM246 24V25H245ZM257 24V25H256ZM23 25H21V26H23ZM40 25V26H39ZM56 25V26H55ZM166 26V27H164V26ZM180 25H182L181 26V28L179 27ZM219 27H221V28H218L217 26ZM235 25V26H234ZM20 26V25H19ZM67 26V27H66ZM185 26V27H184ZM175 27V28H174ZM179 27V28H178ZM182 27H184L183 29H182ZM236 27H237V30H236ZM37 28V29H36ZM38 28H39V30H38ZM59 28H61V29H59ZM70 30H69V29ZM165 28V29H164ZM168 28V29H167ZM214 28V29H213ZM53 29V30H52ZM57 29H58V31H57ZM64 29H66V31H63ZM182 29V30H181ZM188 29V30H187ZM68 30V31H67ZM166 30H168V31H166ZM216 30V31H215ZM226 30V31H225ZM228 30V31H227ZM236 30V31H235ZM56 31V32H55ZM161 33H160V32ZM163 31H165L164 33H163ZM183 31V32H182ZM57 32H59V33H57ZM63 32H65L64 34H63ZM67 32H68V34H67ZM203 32H204V34L206 35V36H204V35H201V34H203ZM216 32V33H215ZM225 32V33H224ZM240 32H242V35H241V38L239 37V35L241 34ZM248 32V33H247ZM55 33H57V35L59 34V36H62V37H60L59 38V36H57ZM63 34V35H62ZM65 34H66V36H65ZM181 34H183V35H181ZM190 34H192L191 36H193L194 34H197V35H201V36H199V39H201V37H202V39H206V37L208 38V39H211L210 40V42H212L213 41V44H215V45H219L218 46V50L219 51H217V53L218 54H216V58H217V55H219V53L221 52H223L222 54V57H223V59H225V58H227L226 60L227 61H225V60H222V61H220L218 58L216 59V60H218V61H216L215 59H214V57H212L213 58V60L211 59V56L210 57H208V55L206 56V55H201L202 54V51H201V49H205V47H206V49H207V45H205V43H204V45H203V43H201V44H196V45H193V44H195L194 43V38H196V36L194 35L193 37H191L190 36ZM209 34H211L210 36H209ZM217 34V35H216ZM244 34V35H243ZM55 35V36H54ZM72 35V36H71ZM188 35V36H187ZM53 36V37H52ZM74 36V37H73ZM76 36H77V38H76ZM170 36H171V34H170ZM187 36V37H186ZM190 36V37H189ZM219 37V38H218ZM237 37V38H236ZM244 37V38H243ZM62 38H64V39H62ZM176 38V39H177ZM212 38H214V40H212ZM77 39V40H76ZM168 39V38H167ZM198 39V38H197ZM220 39V40H219ZM225 39V40H224ZM239 39H244V40H239ZM196 40V39H195ZM262 40H264V38H262ZM168 41V40H167ZM167 41H165L166 43H167ZM186 41V40H185ZM217 41V42H216ZM190 43V46L188 45L189 43ZM74 43V44H75ZM169 44L171 43V42H168ZM220 43V44H219ZM73 44V45H74ZM192 44V45H191ZM233 44V45H232ZM78 45V46H77ZM158 46H160L159 44H157ZM171 45V44H170ZM75 46H77V47H79V49L81 50V51H84V46H83V41H82V44H80V46H79V43H76V45ZM184 46V47H183ZM201 46H203V47H201ZM187 48L188 47V49H184V48ZM198 47V48H197ZM96 50H97V52H100L102 49H104V47H102L100 44L99 45H97L96 46ZM182 48V49H181ZM194 48V49H193ZM259 48V47H258ZM191 49H193V50H191ZM244 49V50H243ZM80 50H78V51H74V50H71V49H66V51L68 52V57H70V58H74L75 56H77V55H79V53H81L80 52ZM100 50V51H99ZM196 50H198V51H196ZM200 50V51H199ZM186 51V52H187ZM195 53H194V52ZM262 51V52H261ZM77 52H79V53H77ZM240 52V53H239ZM244 52H245V54H244ZM247 52V53H246ZM249 52H250V54H249ZM253 52V53H252ZM254 52H255V54H254ZM257 52V53H256ZM76 53H77V55H76ZM201 53V54H200ZM237 53H239V54H237ZM40 54H42V55H40ZM39 55L37 54L35 57H33V66H32V68H26V70H24V72H23V74H25V75H27V77L33 72V70L35 71V73H39L40 71H41V69H42V67H45V68H47V69H50L51 67H53L54 66V64L59 60V56L57 57V55H55V54H45V52H42V53H40ZM62 54L64 55V53L62 52ZM243 54V55H242ZM247 54V55H246ZM258 54V55H257ZM259 54H261L260 56H259ZM188 55V53L186 54V56ZM190 55V56H191ZM197 55V56H196ZM198 55H201L203 58L201 59V56H198ZM229 55H231V57H228ZM239 55V56H238ZM240 55H242V57L240 56ZM254 55H257V56H254ZM72 56H74V57H72ZM184 56H185V54H184ZM184 56H182V57H184ZM195 56H196V58H195ZM238 56V57H237ZM259 56V57H258ZM200 57V58H199ZM219 57V56H218ZM244 57V58H243ZM249 57V58H248ZM252 57V58H251ZM261 57V58H260ZM204 58H205V60H204ZM207 58H208V60H207ZM232 58V59H231ZM255 58V59H254ZM105 59L106 60H108V62H111L112 61V63H107V62H105V63H102L101 64V69H103V70H105V69H107V70H116L117 69V66H116V64H114V62H113V60H111L108 56L107 57H105ZM182 59H184V58H182ZM235 59V60H234ZM241 59V60H240ZM253 59V60H252ZM197 60L199 61V63L197 62ZM211 61H212V63H211ZM213 61L215 62H217V64H216V62H215V64L213 63ZM230 61V62H229ZM245 61V62H244ZM248 61V62H247ZM252 61V62H251ZM202 62H204V64L202 65L201 63ZM219 62H220V64H219ZM114 64V65H113ZM186 64V63H185ZM209 64H213V65H218L217 67H213V65L211 66V65H209ZM234 64V65H233ZM241 64V65H240ZM75 65H79V63H75ZM177 65H179V67L177 66ZM181 65H184V67H185V69L186 70H189V72L191 71H193L194 69V71H196V70H198V71H196V72H198V73H200V72H202V74L200 73V75H198V73L196 74V72L194 73V71L192 72L193 73V76H195V77H193L192 76V73L190 74L188 71V73H186V71H185V69H182V68H180V67H183V66H181ZM198 65V66H197ZM201 65V66H200ZM206 65H207V67H206ZM231 65V66H230ZM176 66V67H175ZM209 66H211V67H209ZM250 66V67H249ZM183 67V68H184ZM209 67V68H208ZM213 67V69L211 70L210 68H212ZM230 67V68H229ZM233 67V68H232ZM172 68V69H171ZM204 68H206V69H208L207 70V73L206 72H204L203 73V71L202 70H205ZM255 68H256V70H255ZM262 68V69H261ZM66 69V66H65V64H64V62L61 64V66L57 69V73H60V72H63L64 70ZM246 71H245V70ZM84 70H86V67H84V64H83V66H82V68H81V71H84ZM210 70V71H209ZM77 72L78 71V69L77 68H75L74 69V71H72V72ZM80 71V72H81ZM183 71H184V73H185V75H184V73H183ZM206 71V70H205ZM208 72H210L209 74H208ZM251 72V73H250ZM258 72V73H257ZM255 73H256V75H255ZM263 75H262V74ZM47 74L49 75V73L47 72ZM195 74V75H194ZM208 74V75H207ZM212 74H214V73H212ZM198 75V76H197ZM204 75V76H203ZM206 75V76H205ZM209 76V77H208ZM258 76V77H257ZM88 76H85L84 77V75H82V76H78V79H79V81L81 82L83 79H85V78H87ZM185 77V78H186ZM196 77H197V79H198V77H199V79L198 80H193V79H196ZM204 77V78H203ZM206 77V78H205ZM207 77H208V79H207ZM252 77H254V78H252ZM203 78V79H202ZM263 78V79H262ZM207 79V80H206ZM68 80V79H67ZM67 80H60V81H57V82H54L53 84H50L49 85V87H48V91H51V92H53V90H54V92H56L57 94H59V96H61L62 98H63V102H65L66 104H71V102H72V100L75 98V97H78V98H80V93H78V94H75V95H72V94H74V91H73V89L75 88V86H74V84L72 83V82H70V81H67ZM208 82H206V81ZM252 80H253V82H252ZM88 81H91V80H88ZM196 81H197V83H196ZM251 81V82H250ZM212 82V83H211ZM217 82V83H216ZM78 83V82H77ZM191 83V84H192ZM240 85H239V84ZM23 85V88L25 89V85L24 84H22ZM73 85V86H72ZM207 85V86H206ZM212 85H213V87H212ZM250 85V86H249ZM184 86H185V84H182V89H184ZM242 86V87H241ZM50 87H51V89H50ZM77 87H78V85H77ZM186 87V86H185ZM209 87V88H208ZM241 88V89H240ZM243 88V89H242ZM20 89H21V86H20ZM246 89V90H245ZM237 92V94H236V92ZM181 94V95H180ZM147 95H148V89L146 88V87H141L140 88V90H139V93H138V96L140 97V100H129L127 103H125L124 105L123 104H121L120 105V107H118V108H116V110H115V113H114V117L113 116H106V117H110L107 121H108V123L110 124V125H112L113 127H115V128H117V129H120V128H122L123 127V125L128 121V119L131 117L130 116V113L132 112H134V113H136V114H138L140 117H145V115H147L148 114V110L147 109H145L144 107H143V105H142V103H140V102H142V101H144L145 99H147ZM184 95V96H183ZM173 96H172V98H174ZM148 100V99H147ZM261 100V101H260ZM233 101V102H232ZM236 101V102H235ZM252 101V102H251ZM258 101V102H257ZM73 102H75V105H76V99H74V101ZM205 102V103H204ZM183 103V104H182ZM210 103H212V104H210ZM233 103V104H232ZM249 103V104H248ZM20 104H22V103H20ZM132 104H134V105H132ZM182 104V105H181ZM186 104V105H185ZM207 104H209V105H207ZM252 104V105H251ZM36 105V104H35ZM251 105V106H250ZM206 106H208V107H206ZM256 107V108H255ZM143 108L145 109L144 111H143ZM204 108H205V110H204ZM236 108V109H235ZM248 108V109H247ZM223 109V110H222ZM234 109V110H233ZM244 109V110H243ZM231 110H233V111H231ZM241 112H240V111ZM258 110H260V111H258ZM142 111V112H141ZM225 113H223V112ZM145 112V113H144ZM204 112V113H203ZM212 112H215V113H213L212 114ZM228 112H229V114H228ZM255 112V113H254ZM263 112V113H262ZM100 113V112H99ZM144 113V114H143ZM224 114V115H230V114H233V115H230L229 117L228 116H222V114ZM237 113V114H236ZM252 115H251V114ZM254 113V114H253ZM39 114H41V113H39ZM101 114V113H100ZM205 114V115H204ZM218 114H219V116L220 117H218ZM245 114V115H244ZM257 114V116H255ZM259 114H263V115H260V116H258ZM162 115H164L163 117H162ZM186 115H188L189 116V118H187L188 120H189V122H188V120L186 119V118H184L183 116H185L186 117ZM207 115V116H206ZM213 115H216V116H213ZM248 115V116H247ZM120 116V117H119ZM124 116H125V118H124ZM187 116V117H188ZM209 117L208 118V120L210 121V122H208V120H206L205 118L206 117ZM213 118H212V117ZM236 116H237V118H236ZM247 116V117H246ZM101 117H105V116H101ZM166 117V118H165ZM171 117V118H170ZM178 117L180 118H182L181 120H179L178 119ZM218 117V118H217ZM252 117V119H251V122H250V118ZM259 117H261V119L259 118ZM162 118V119H161ZM173 118V119H172ZM175 118V119H174ZM210 118H211V120H210ZM226 118H227V121H229L228 123L230 124H228L227 123V121H226ZM229 118H231L230 120H229ZM246 118V119H245ZM263 118V119H262ZM167 119H170L171 121H169L168 120V122H166V120ZM179 121H178V120ZM193 119V120H192ZM203 119V120H202ZM205 119V120H204ZM214 120V122L215 121H217V122H213V120ZM223 120V122L221 123V121ZM234 119V120H233ZM238 119V121H236ZM157 120V121H156ZM173 120H175V121H173ZM176 120H177V124H176ZM182 120L184 121V122H182ZM186 120V121H185ZM192 120V121H191ZM200 120V121H199ZM231 120H233V122H235L236 121V124H238L239 125V127H238V125H236L235 123H233ZM240 120V121H239ZM241 120H242V124L244 123V121L246 122V121H249V123H245L246 125V127H242V125H240L241 124ZM244 120V121H243ZM252 120H255V121H252ZM263 120V121H262ZM155 121V122H154ZM163 121L165 122V123H163ZM204 123H203V122ZM220 121V122H219ZM231 121V122H230ZM151 122V121H150ZM161 122H162V124H164V125H167L166 127L164 126V125H160L161 124ZM173 122H175L174 124H173ZM197 122H198V124H197ZM202 122V127H201V123ZM212 122V123H211ZM256 122L258 123V124H256ZM262 122V123H261ZM169 123V124H168ZM178 123H179V125H178ZM188 123V124H187ZM194 123V124H193ZM219 123H221V124H219ZM227 125H226V124ZM257 125V127L256 128H254L256 125ZM172 124L175 126H172ZM184 124V125H183ZM196 124V125H195ZM260 124V125H259ZM261 124L263 125V126H261ZM168 125H170V126H168ZM177 125V126H176ZM204 125V126H203ZM207 125V126H206ZM212 125V126H211ZM215 125V126H214ZM238 127V129L236 128V126ZM249 125V126H248ZM255 125V126H254ZM200 126V127H199ZM220 126H222V127H220ZM228 126V127H227ZM230 126H232V127H235L233 130L231 129L232 127H230ZM244 126V125H243ZM247 126H248V128H247ZM253 126V127H252ZM190 127H191V129H194V128H196V130L199 128V129H202L203 128V130H205L204 128H206V130H205V132L207 133H205L204 131H200L199 129L197 130V133L195 132L196 130H191L190 129ZM193 127V128H192ZM213 127H216V128H213ZM217 127H219L218 129H217ZM224 127H226L225 129H224ZM249 127H250V130H248L249 129ZM263 129H262V128ZM208 128V129H207ZM214 130H213V129ZM220 128H222V129H220ZM245 128V129H244ZM247 128V129H246ZM260 128V129H259ZM212 129V130H211ZM216 129V130H215ZM231 129V130H230ZM253 129V130H252ZM257 129V130H256ZM262 129V130H261ZM166 130V131H165ZM170 130V131H169ZM227 130H228V132H227ZM243 130V131H242ZM246 130V131H245ZM248 130V131H247ZM256 130V131H255ZM189 131V132H188ZM209 131H211V137H210V134H208L209 133ZM231 131V132H230ZM259 131H262V132H260V133H258L257 134V132H259ZM164 132V133H163ZM212 132H214V134L212 133ZM248 132V133H247ZM162 133V134H161ZM173 133V134H172ZM195 133H196V135H195ZM245 133L247 134V136H249L250 137V139H249V137H243V136H245ZM249 133H251L250 135H248ZM261 133H262V135H261ZM171 134L173 135L172 137H171ZM202 134V135H201ZM206 135V136H204V135ZM212 134H213V136H212ZM239 134H241L240 136H239ZM189 135V136H188ZM45 136H47V138H45ZM203 138H202V137ZM239 136V137H238ZM260 136V137H259ZM263 136V137H262ZM167 137V138H166ZM171 137V138H170ZM209 137V138H208ZM257 139V141H255L256 139ZM190 138V139H189ZM197 138H198V140H197ZM201 138V139H200ZM206 138V139H205ZM212 138H213V143H212ZM240 138V139H239ZM245 138V139H244ZM251 138H253V139H251ZM263 138V139H262ZM235 139H237V141H234ZM244 139V140H243ZM246 139H248L247 141H246ZM259 139H260V141H259ZM166 140V141H165ZM197 140V141H196ZM202 140H203V143H204V145H203V143H202ZM206 140V141H205ZM239 140V141H238ZM254 140V141H253ZM120 141V140H119ZM168 141V142H167ZM169 141H170V143H171V145H169L170 143H169ZM201 141V144H202V147L200 146L201 144L199 143ZM210 141V142H209ZM242 141L244 142V143H246V144H244L245 146H243V144H240V143H238V142H241L242 143ZM63 142V143H62ZM61 142V140H60V144H59V147H65L66 145H68L69 143L68 142H65V141H62ZM66 143V145H65V143ZM165 142H167V144L165 143ZM174 142V143H173ZM182 143V144H180V143ZM199 144H198V143ZM207 144H206V143ZM208 142H209V144H208ZM248 142V143H247ZM253 142V143H252ZM256 142V143H255ZM185 143V144H184ZM239 144V147L240 148H243V149H247L246 150V153L242 150V149H240V150H242V151H240L239 152V147H236L238 144ZM261 143V144H260ZM163 144H165V145H163ZM175 144H177V145H175ZM194 144H196V147H194ZM211 144V145H210ZM230 144V146L232 147V149H231V147L230 146H227V145H229ZM248 144V145H247ZM121 144H120V142L119 143H117V147H121L120 146ZM169 145V146H168ZM185 145V146H184ZM209 145V147H207V149H206V146H208ZM213 145V146H212ZM235 145V146H234ZM242 147H241V146ZM248 147H247V146ZM253 147V148H250L251 146ZM259 145H261V147L259 146ZM27 146H30L31 148H32V150L33 151H30V153L35 157V158H37L38 160L36 161V160H34L33 158H32V156L29 154V152H26V150H27ZM172 146V147H171ZM176 146V147H175ZM259 146V147H258ZM263 146V147H262ZM58 147V148H59ZM161 147H163V148H161ZM166 147L167 148H169V149H167V152H166ZM170 147H171V149H170ZM205 149H204V148ZM225 147V148H224ZM246 147V148H245ZM259 148V150H258V148ZM175 148V149H174ZM179 148H180V150H179ZM192 148H194L193 149V151L194 152H196V153H194L195 155H192ZM195 148H199V149H204V150H198V149H195ZM212 148H214V149H212ZM228 148H230V149H227ZM81 149V150H80ZM164 149V150H163ZM224 149V150H223ZM238 149V150H237ZM252 149V150H251ZM254 149H256V150H254ZM79 150H80V153H79ZM178 150H179V152H178ZM190 150V151H189ZM197 150H198V152H197ZM206 150V151H205ZM210 150V151H209ZM221 150V151H220ZM226 150H227V153H225L226 152ZM237 150V151H236ZM248 150H251V152L249 153L248 152V154H247V151ZM183 151V152H182ZM209 151V152H208ZM216 151H218L217 153H215ZM231 151V154H232V156L234 155V154H236V155H238L239 153V156H233V157H229V156H231V154L230 153H228V152H230ZM255 151V152H254ZM259 151V152H258ZM76 152H78L79 153V155H78V153H77V155H78V157H77V155H76ZM81 152H84L83 154L81 153ZM165 152H166V154H165ZM181 152V153H180ZM238 152V153H237ZM242 152V153H241ZM168 153V154H167ZM176 153H178V154H180L179 156H178V154H176ZM198 153V154H197ZM207 154V155H205V154ZM212 153V154H211ZM222 153V154H221ZM243 153H244V155L246 156V157H248V158H246V161H245V159L243 158L244 157V155H243ZM251 153H254V154H251ZM261 155H260V154ZM176 154V156H175V158H174V155ZM184 154V155H183ZM190 154V155H189ZM217 156H216V155ZM227 154V155H226ZM241 154L243 155V156H241ZM258 154H259V158H258ZM187 155V156H186ZM205 155V156H204ZM216 157H215V156ZM226 155V156H225ZM253 155H254V159H252L253 158ZM257 155V156H256ZM103 156V157H102ZM106 156V157H105ZM179 158H178V157ZM180 156H184V158H185V156L186 157H188L187 158V160H185L184 158L182 159ZM197 156H199V157H197ZM200 156L201 157H203V158H201L202 160H203V162L201 161V159H200ZM206 156H207V158H206ZM241 156V158H243V159H241V158H239ZM252 158H251V157ZM66 157H68L67 158V161L65 160L66 159ZM84 157V158H83ZM160 157V158H159ZM171 157H173L174 159H172ZM190 157V158H189ZM197 157V158H196ZM204 157H205V159H204ZM219 157V158H218ZM221 157V158H220ZM256 157V158H255ZM74 160H73V159ZM81 159L83 162H85V163H83V162H79V160H77V159ZM103 158V159H102ZM128 158V159H127ZM182 159V161H181V159ZM211 158V160L212 159H214V160H209V159ZM259 159V160H256V159ZM104 159H105V161H104ZM107 159V160H106ZM177 159V160H176ZM189 159H193L192 161L191 160H189ZM195 159H196V161H195ZM207 159H208V163H207ZM227 159H229V160H227ZM234 159V160H233ZM235 159L237 160H239L240 161V164L239 165H242V166H239V165H237V167H236V164L234 165L233 164V162L235 161ZM252 161V163L253 164H250V160ZM262 159V160H261ZM71 160V161H70ZM80 160V161H81ZM101 160H103L102 162H100ZM115 162H114V161ZM128 160H129V162H128ZM180 160V161H179ZM230 163V161L231 160H233L232 161V163H231V165H229V163L227 162V161ZM237 160V162L239 163V161ZM247 160L249 161V163H247L246 165H245V163L247 162ZM261 160V162L259 163V161ZM8 162H9V160H7ZM6 160H1L0 159V184H6V186L7 187H9V178L8 177H4V173L3 172H5L6 173V171L4 170V169H7V166L8 165H10L8 162H7ZM63 161H65L66 162V165H65V162H63ZM70 161V162H69ZM95 161H97V162H95ZM113 161V163H111ZM159 161H161V164H160V162ZM177 161V162H176ZM178 161H179V164H181V166H179L180 167V172L179 173H181V174H178V176L177 175H175V174H177L178 173ZM188 161V162H187ZM200 163H199V162ZM205 161V162H204ZM209 161H211V162H209ZM225 161V162H224ZM244 161V164L242 163L241 164V162H243ZM77 162V163H76ZM126 163V165L124 166V163ZM174 162V163H173ZM183 162V163H182ZM191 162V163H190ZM217 162V164L215 165V163ZM236 162V161H235ZM234 162V163H235ZM236 162V163H237ZM72 165H71V164ZM78 163L80 164V166L78 165ZM117 163H123L122 164V166H124V167H122L121 166V164L119 165V164H117ZM158 163V164H157ZM171 163H173V166H172V164ZM176 163L178 164V165H176ZM196 163V164H195ZM210 163V167H209V165L208 166H204L205 164L207 165V164H209ZM218 163L219 164H221V163H223V164H221V165H218ZM237 163V164H238ZM257 163V167H255V165L254 164H256ZM70 164V165H69ZM113 164H115V165H113ZM128 164V165H127ZM130 164H132V165H130ZM133 164H134V166L137 164V166H133ZM142 167V168H140V166ZM149 164V165H148ZM158 166H157V165ZM175 164V165H174ZM184 164H186L187 165V167H186V165L184 166ZM191 164H193V165H191ZM195 164V165H194ZM197 164H200L199 166L197 165ZM202 164V165H201ZM211 164H212V167H211ZM226 164H228V165H226ZM51 165H52V163H51ZM91 165V166H90ZM113 165V166H112ZM119 165V166H118ZM132 166L131 167V170H130V168H129V171L128 170H126V169H128L127 167L128 166ZM163 165V166H162ZM166 165V166H165ZM169 165V167H167ZM189 165V166H188ZM245 165V166H244ZM247 165H249L248 167H247ZM67 166V167H66ZM79 166V167H78ZM139 166V167H138ZM196 166H198V167H200V170H199V168L198 167H196ZM202 166H204V167H202ZM214 166H216V168L214 167ZM220 166V167H219ZM222 166L223 167H227V168H222ZM260 166H262V167H260ZM77 167V168H76ZM110 167V168H109ZM126 167V168H125ZM159 167H160V169H159ZM176 167H177V169H176ZM206 167V168H205ZM207 167H208V169H207ZM231 167V168H230ZM238 167H240V168H238ZM244 167H247V168H249V169H247V168H244ZM63 168V169H62ZM117 168V169H116ZM122 168V169H121ZM145 169V170H140V169ZM165 168V169H164ZM187 169L186 171L188 172V170H190L191 172H196L195 174H196V176H200L198 179H197V177L195 176V174L193 175V173H190V171L187 173L185 170H182V169ZM198 168V169H197ZM211 168H212V170H211ZM253 170H252V169ZM259 170H258V169ZM72 169V170H71ZM75 169V170H74ZM108 169V170H107ZM115 169L117 170V172L115 171ZM135 169L137 170V171H135ZM148 169H149V171H148ZM155 169H156V171H155ZM230 169V170H229ZM246 169V170H245ZM26 170V168L24 169V170H20V171H25ZM118 170H119V172H118ZM125 170L127 171V173L125 172ZM165 170H167L168 171V175L166 174V177L164 178V176H163V174H165V172L167 173V171H165ZM169 170H170V172H169ZM172 170V171H171ZM175 170H176V172H175ZM254 172V174L252 173V171ZM255 170V171H254ZM258 172H257V171ZM261 170V171H260ZM82 171V172H81ZM121 171V172H120ZM133 171V172H132ZM152 171V172H151ZM165 171V172H164ZM183 171L185 172V173H183ZM201 171H203V173H205V174H203ZM224 171V172H223ZM225 171L227 172V173H225ZM244 171H246V173H244ZM249 171H251V173L249 174L248 172ZM26 172V171H25ZM24 172V173H25ZM31 172V173H30ZM79 172V173H78ZM129 172V173H128ZM142 172H147L148 173V175L150 174V173H152V175L150 174L149 175V179H147L148 177H146V175H142L143 173ZM154 172L156 173V175H157V173H158V177L157 176H154L155 174H154ZM200 172V174L202 173V175H200V174H198ZM208 172V173H207ZM214 174H213V173ZM233 172V173H232ZM58 173V174H57ZM110 173V174H109ZM114 174V176L112 175V174ZM120 175H119V174ZM126 173V174H125ZM131 173H132V175H131ZM135 173H136V176H135ZM138 173V174H137ZM144 173V174H145ZM172 173V174H171ZM208 175H207V174ZM211 173V174H210ZM222 174V176H221V174ZM223 173H225L226 175H227V177H226V175L225 174H223ZM229 173V174H228ZM231 173V174H230ZM238 173V174H237ZM244 173V174H243ZM121 174H122V176H123V178L121 177ZM127 174L129 175H131V179L130 178H125V176H127ZM185 174H190L189 176H188V178H190V179H192V175H193V177L195 178V179H192V180H190V179H188V178H186L187 177V175H185ZM209 174H210V176H209ZM220 174V175H219ZM236 175L237 174V176H235L234 177V175ZM243 174V179L241 178V175ZM256 174V177L254 176ZM263 175V176H259V175ZM97 175V176H96ZM125 175V176H124ZM138 175V176H137ZM140 175H142V177L143 178H140L141 176ZM204 175V176H203ZM205 175L208 177V178H206L205 177ZM216 175H218V178H217V180H216ZM228 175L231 177V178H233L234 177V179H231L230 177H228ZM239 175V176H238ZM245 175V176H244ZM247 175V176H246ZM248 175H252L253 177H255L254 179L252 178V176H248ZM96 176V177H95ZM117 176V177H116ZM140 176V177H139ZM150 176H152V177H150ZM174 176V177H173ZM182 176V177H181ZM183 176H184V178H186V181L185 180H182V179H184L183 178ZM201 176L203 177L202 178V180H201ZM212 176V177H211ZM224 176V177H223ZM259 176V177H258ZM104 177V178H103ZM127 177H129V176H127ZM134 177V178H133ZM155 177L156 178H158V179H156L157 180V182L155 183ZM168 177V178H167ZM181 177V178H180ZM204 177H205V180H206V184H205V180H203L204 179ZM210 177V178H209ZM221 177V178H220ZM240 177V178H239ZM244 177H245V179H244ZM248 177V178H247ZM250 177V178H249ZM37 178V179H36ZM112 178H114V179H112ZM163 178V179H162ZM173 178V179H172ZM214 178H215V180H214ZM220 178V179H219ZM237 178H239V179H237ZM251 178L253 179V180H251ZM259 178H261V182L259 181V183L257 182V180H260ZM59 179H61V180H59ZM128 179H130V180H128ZM141 181H140V180ZM147 179V180H146ZM168 179H171L170 181L168 180ZM207 179H208V182H207ZM219 179V180H218ZM227 179V180H226ZM233 180V181H231V180ZM235 179L236 180H238V182H235V183H240L238 186H236L237 184H234V187H240V185H241V183H242V187L244 186V188H246V190L244 191V193H243V195L242 194H239L238 193V191H236V190H238L239 188H233V189H236V190H231L229 187H227L229 184L228 183H230V182H234L235 181ZM255 179H257L256 180V182L258 183V185L256 184V182H255ZM103 180V181H102ZM139 180V181H138ZM149 180V181H148ZM162 180H164V181H162ZM168 180V181H167ZM173 180H174V182H173ZM189 180V181H188ZM196 180H198V181H196ZM210 180V181H209ZM224 180V181H223ZM225 180L227 181V183L225 182ZM230 180V181H229ZM243 180H244V182H243ZM246 180V181H245ZM249 180V182H252L253 183V181L255 182V183H249V182H247ZM113 181H116V184H114L115 182H113ZM118 181V182H117ZM125 181H128L127 183H129V184H125ZM143 181V182H142ZM159 181V182H158ZM162 181V182H161ZM183 181V182H182ZM192 181H195V183L197 182H199V184H196L195 185V183H192ZM204 181V182H203ZM217 181V182H216ZM221 181V182H220ZM138 182L140 183V185L142 186L145 182V184L147 185V187H150L149 189L150 190H148V192H146L147 191V187L146 188H144L143 189V186H145V184L141 187L140 185H136V184H138ZM150 182V184H148ZM151 182L154 184V186H152V184H151ZM167 182V183H166ZM182 183V184H178V183ZM185 182H187V183H190L189 185H192V189H191V186H189L187 183H185ZM201 182V183H200ZM203 182V183H202ZM209 182H210V184L212 185L210 188H209V186H210V184H209ZM216 182V183H215ZM55 183V184H54ZM142 183V184H141ZM164 183V184H163ZM166 183V184H165ZM218 183V184H217ZM225 185H224V184ZM246 183V184H245ZM248 183H249V185H248ZM161 184L163 185V187H160L161 186ZM167 184H169V185H167ZM172 184H174V185H172ZM175 184H176V186H175ZM203 186H202V185ZM256 184V185H255ZM263 184V185H262ZM126 185V186H125ZM135 185H136V187H135ZM152 187H151V186ZM182 185V186H181ZM197 185H198V187H199V189L197 188ZM253 185V187H251ZM255 185V186H254ZM58 186V187H57ZM137 186H140L139 188L137 187ZM165 186V187H164ZM174 186H175V188H174ZM178 186V187H177ZM184 186H186V187H184ZM188 186V187H187ZM196 188H195V187ZM205 186H207L208 187V189L207 190H205ZM225 188H224V187ZM263 186V187H262ZM125 187V188H124ZM168 187V188H167ZM177 187V188H176ZM213 187V189H215V190H213V189H211ZM218 189L217 190V192L215 193V191H216V188ZM249 187V188H248ZM261 187V188H260ZM123 188V189H122ZM135 188V189H134ZM152 188L153 189H156V190H152ZM185 188V189H184ZM188 188V189H187ZM194 188V189H193ZM202 188V189H201ZM230 189V190H228V189ZM62 189V190H61ZM125 189H127L126 190V192L128 193V194H126V192L124 191ZM139 191H138V190ZM146 189V190H145ZM157 189H158V191H157ZM160 189V190H159ZM174 191H173V190ZM182 189V190H181ZM192 191V194H197L196 196V199H194L195 197H193V195L189 192L190 190ZM196 189H198V190H196ZM205 190V191H201V190ZM253 189H256V191L255 190H253ZM141 190V191H140ZM162 190V191H161ZM179 190V191H178ZM187 190V191H186ZM195 190V191H194ZM213 190V192H211ZM227 190V191H226ZM253 190V191H252ZM260 190H261V192H260ZM71 191V192H70ZM143 191H145L144 192V194H142V192ZM167 191V192H166ZM174 193H173V192ZM175 191H177V192H175ZM197 191V192H196ZM233 191V192H232ZM247 191V192H246ZM259 191V192H258ZM262 191H263V193H262ZM131 192L133 193V194H131ZM149 192H151V193H149ZM153 192H155V193H158V194H156L155 195V193H153ZM170 192H172V193H170ZM180 192V193H179ZM184 192H186V195L184 196ZM194 192V193H193ZM206 192H208V194H207V196H206V194L205 193ZM223 192V193H222ZM246 192V193H245ZM147 193V194H146ZM162 193V194H161ZM188 193H189V195L191 194L192 195V197H191V199H190V197H189V195H188ZM204 193V194H203ZM212 193V194H211ZM138 194V195H137ZM143 196H142V195ZM153 195V196H151V195ZM167 194H168V196H167ZM170 194H172V196L170 195ZM177 194H178V196H177ZM182 194V195H181ZM201 194V195H200ZM217 194V195H216ZM233 194V195H232ZM11 195H13L12 194V192H10L9 190H7L5 193H3V191H2V187L0 186V207L1 206H3V208H1L0 209V213H2L3 212V210H4V208L6 209V207L8 208V209H10V207L11 206H9V205H12V203H11V201L13 200L12 199V196ZM124 195H125V197H124ZM144 195H146V196H144ZM174 195V196H173ZM176 195V196H175ZM180 195V196H179ZM212 195L214 196V197H212ZM220 196V195H222V196H220L221 198H219V197H217V196ZM223 195L225 196V199H223ZM239 195V196H238ZM247 195V196H246ZM260 195V196H259ZM132 196V197H131ZM150 196H151V198H150ZM155 196V197H154ZM156 196H159V198L158 197H156ZM171 196V197H170ZM206 197L205 199L204 198H200V197ZM216 196V197H215ZM236 196V197H235ZM263 198H262V197ZM76 197V198H75ZM127 197V198H126ZM130 197V198H129ZM141 197H144V199L143 198H141ZM150 199H149V198ZM175 198L174 200H171L172 198ZM176 197H177V199H176ZM189 198V199H183V201H182V199L181 198ZM208 197V198H207ZM258 197V199H256V198ZM147 198V199H146ZM167 198V199H166ZM244 198V199H243ZM251 198V199H250ZM260 198H261V200H260ZM133 199V200H134ZM142 199V200H141ZM154 199H155V201H154ZM169 199V200H168ZM180 199H181V201H180ZM213 199V200H212ZM247 199V200H246ZM78 200V201H77ZM179 200V201H178ZM185 200V201H184ZM189 200V201H188ZM194 200V202H192ZM205 200V201H204ZM208 200H210V201H208ZM227 200V201H226ZM252 200H254V201H252ZM129 201V202H128ZM167 201V202H166ZM172 201V202H171ZM178 201V202H177ZM188 203H187V202ZM198 202V204L200 205H198L196 202ZM203 201H204V203H203ZM247 201H249V202H247ZM13 202H14V200H13ZM122 202V203H121ZM171 202V203H170ZM190 202H192V204L190 203ZM221 202V203H220ZM255 202V203H254ZM15 203V202H14ZM128 203H130L129 205H128ZM160 203V204H159ZM165 203L166 204H168V205H165ZM173 203V204H172ZM181 203V204H180ZM182 203H184V204H182ZM203 204V206H202V204ZM209 203V204H208ZM243 203V204H242ZM152 204V205H151ZM174 204H176V205H174ZM185 204H186V206H185ZM189 204V205H188ZM196 204V205H195ZM211 204V205H210ZM253 204V205H252ZM255 204V205H254ZM207 205V206H206ZM214 205V206H213ZM215 205H216V207H215ZM219 205V206H218ZM221 205V206H220ZM245 205V207H243ZM248 205V206H247ZM257 205V206H256ZM258 205H260V207L258 206ZM169 206V207H168ZM171 206L173 207V208H171ZM182 206V207H181ZM187 206L188 207H190V206H192V207H190V210L187 208ZM197 207V209L195 210V208L194 207ZM209 206L211 207V208H209ZM213 206V207H212ZM230 206H232V207H230ZM251 206H253V207H251ZM128 207V208H127ZM177 207V208H176ZM204 207H205V211H204ZM183 208V209H182ZM202 208V209H201ZM208 208V209H207ZM64 209V210H63ZM69 209V210H68ZM170 209V210H169ZM171 209H173V210H171ZM178 209V210H177ZM185 209H188V211L187 210H185ZM192 209V210H191ZM218 209V210H217ZM254 209V210H253ZM260 209V210H259ZM7 210V209H6ZM115 212H118V213H115ZM180 210H181V213H180ZM183 210V211H182ZM250 210V211H249ZM61 211V212H60ZM8 213L10 212V211H7ZM162 212V213H163ZM204 212V213H203ZM214 212V213H213ZM255 212H256V214H255ZM114 213H115V215H114ZM173 213H174V217H173ZM185 213V214H184ZM209 213V214H208ZM212 213V214H211ZM246 213V214H245ZM252 213V214H251ZM175 214H176V216L177 217H175ZM201 214H202V216H201ZM80 215V216H79ZM127 215V216H126ZM206 215H208V216H206ZM213 215V216H212ZM251 215V216H250ZM64 216V217H63ZM72 216V217H71ZM207 218H206V217ZM248 216V217H247ZM48 217V218H49ZM79 217V218H78ZM103 217H105V220L104 221H101L102 220V218ZM183 217V218H182ZM202 217V218H201ZM82 218V219H81ZM119 218V219H118ZM86 219V220H85ZM116 219V221H114ZM180 219V220H179ZM201 219V220H200ZM30 220L31 221H35V218L34 217H30ZM62 220H64V221H62ZM72 220V221H71ZM125 220V221H124ZM141 220V221H140ZM200 220V221H199ZM232 220V219H231ZM252 220V221H251ZM80 221V222H79ZM178 221V222H177ZM182 221V222H181ZM63 222H65V223H63ZM74 222H76V223H74ZM179 222H180V225H179ZM185 222V223H184ZM187 222V223H186ZM193 223L194 225H190L191 223ZM196 222H197V224H196ZM201 222V223H200ZM61 224V225H60ZM64 224V225H63ZM58 225L60 226V227H58ZM66 225V226H65ZM73 227H72V226ZM179 225V226H178ZM198 225V226H197ZM200 225V226H199ZM202 225V226H201ZM55 226V227H54ZM62 226V227H61ZM179 227H180V229H179ZM196 227V228H195ZM200 227V228H199ZM179 229V230H178ZM150 230V229H149ZM191 230V231H192ZM60 231H61V233H60ZM66 231V232H65ZM73 231V232H72ZM82 231V232H81ZM226 232L227 230H221L219 233L220 234H215L214 236H212V238H216L217 236L218 237H220L221 235L223 236V235H225V234H222L221 232ZM262 231H260V232H262ZM54 232H56V233H54ZM69 232V233H68ZM110 232V231H109ZM126 232L128 233V238H130L131 236H132V233L131 232H133V230H129V229H127L126 230ZM72 235H71V234ZM74 233H75V235H74ZM81 235H80V234ZM179 233V234H178ZM229 235H228V237H230L231 235V232L229 231V232H227ZM55 234V235H54ZM77 234V235H76ZM112 234V233H111ZM174 234V235H173ZM176 234V235H175ZM197 234V235H198ZM60 235V236H59ZM63 235H64V237H63ZM125 235V234H124ZM178 235H180V236H178ZM237 235L239 236V234L237 233ZM58 236V237H57ZM79 236H80V240H79ZM112 236H113V238H115V240L118 242V243H121V242H119V241H123V240H121V236L120 235H117V232H114L113 234H112ZM126 236V235H125ZM221 236V237H222ZM57 237V238H56ZM66 237H68L67 238V242H66ZM127 237V236H126ZM176 237V238H175ZM191 239H190V238ZM192 237L194 238V239H192ZM227 236H224L223 238H228ZM65 239L64 241L62 240V239ZM69 238H70V241H68L69 240ZM55 239V240H54ZM58 239H60V241H58ZM72 239H73V242H72ZM93 239V240H92ZM211 239V238H210ZM62 240V241H61ZM165 238H159V240L158 241H161L160 243V245H159V242L157 243V245L160 247V246H164V244H166L167 243V240H166V242H165ZM194 241V242H191V241ZM57 241V242H56ZM145 242H142L141 241V243H144V244H141V248L143 247V248H145V247H148V246H150V242L148 241V242H146L147 240H144ZM178 243H177V242ZM186 242V243H184V242ZM190 241V242H189ZM54 242V243H53ZM65 242V243H64ZM68 242H70L69 244H68ZM117 242H115V243H117ZM67 243V244H66ZM73 243V244H72ZM188 243H192V245H190V244H188ZM111 244V245H110ZM177 244L179 245L180 244V246H182V244H183V246L180 248L179 246H177ZM77 245V246H76ZM101 245V246H100ZM185 245H188V250L187 249H185V247H187V246H185ZM189 245H190V247H189ZM197 246L196 247V249H195V246ZM201 245V247L199 248V246ZM119 247V248H118ZM175 247L178 249H175ZM179 247V248H178ZM81 248L83 249V252L81 251ZM114 248V249H113ZM189 248H191V250L189 249ZM194 248V249H193ZM200 250L201 249V251L199 252L198 251V249ZM209 248V247H208ZM210 249V248H209ZM195 250H197V252L195 251ZM109 251H111L112 253H114V254H112L111 252V255H110V253H109ZM189 251V253H187ZM196 253H195V252ZM213 251H216V250H213ZM213 251H212V253H213ZM85 253H87V254H85ZM197 254V255H198ZM80 255V256H81ZM109 255V256H108ZM112 255H114V256H112ZM141 255H143L142 257H141ZM193 255V256H194ZM64 256V255H63ZM91 256V257H90ZM131 256V257H130ZM147 255L145 254H140V257L141 258H145ZM93 258L94 260H92V259H90V258ZM95 257V258H94ZM96 257H98V258H96ZM139 257V256H138ZM66 258V256H64V258H62L61 257V260H62V262H65V261H63V259L64 260H66L65 259ZM93 261V262H92ZM67 262V261H66ZM85 263V264H86ZM84 264V263H83ZM97 264V263H96ZM198 264H200V263H198ZM203 264H208L207 262H204Z\"/></svg>",
    "mask_w": 264,
    "mask_h": 264
}]
</instances>
